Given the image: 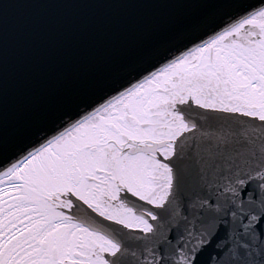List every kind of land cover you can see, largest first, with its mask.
Returning a JSON list of instances; mask_svg holds the SVG:
<instances>
[{
	"label": "snow or ice",
	"instance_id": "1",
	"mask_svg": "<svg viewBox=\"0 0 264 264\" xmlns=\"http://www.w3.org/2000/svg\"><path fill=\"white\" fill-rule=\"evenodd\" d=\"M154 6L0 85V264H264V0Z\"/></svg>",
	"mask_w": 264,
	"mask_h": 264
},
{
	"label": "water",
	"instance_id": "2",
	"mask_svg": "<svg viewBox=\"0 0 264 264\" xmlns=\"http://www.w3.org/2000/svg\"><path fill=\"white\" fill-rule=\"evenodd\" d=\"M24 7L12 10L6 39L0 36V57L6 72L10 117H15L37 75L43 52L76 50L98 35L156 20L167 9L156 0H18ZM3 3V0H0Z\"/></svg>",
	"mask_w": 264,
	"mask_h": 264
}]
</instances>
